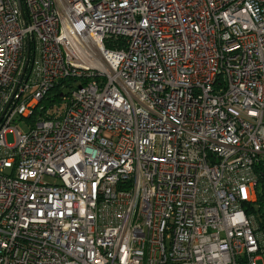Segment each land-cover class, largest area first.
<instances>
[{
  "label": "built area",
  "instance_id": "obj_1",
  "mask_svg": "<svg viewBox=\"0 0 264 264\" xmlns=\"http://www.w3.org/2000/svg\"><path fill=\"white\" fill-rule=\"evenodd\" d=\"M262 170L264 0H0V264H255Z\"/></svg>",
  "mask_w": 264,
  "mask_h": 264
},
{
  "label": "trees",
  "instance_id": "obj_2",
  "mask_svg": "<svg viewBox=\"0 0 264 264\" xmlns=\"http://www.w3.org/2000/svg\"><path fill=\"white\" fill-rule=\"evenodd\" d=\"M106 45H112L110 42H107ZM74 78H66L60 80L58 83L54 85L51 89L53 90V94L49 96H45L39 103V108L36 107L33 114L37 113L39 115H45L52 117L47 113V108L52 107L54 104L62 105L65 101L66 105L68 104L67 96L71 92V89L75 87ZM66 88L67 90H64ZM50 90V91H51ZM43 103L44 106H40ZM33 117V116H32ZM31 117L27 118L30 120ZM256 191V199L252 203L247 204L248 211L255 215L256 221L258 223L259 229L264 234V170L258 172V181L255 187Z\"/></svg>",
  "mask_w": 264,
  "mask_h": 264
},
{
  "label": "rangeland",
  "instance_id": "obj_3",
  "mask_svg": "<svg viewBox=\"0 0 264 264\" xmlns=\"http://www.w3.org/2000/svg\"><path fill=\"white\" fill-rule=\"evenodd\" d=\"M76 81H74L73 84H75ZM64 90H67V89L64 88ZM51 94H53V90H51L49 92L48 96ZM40 106H44V104L41 103ZM65 106H66L65 101L62 103V105L54 104L52 107L47 108V113H49L51 115L60 114L64 111ZM43 116L44 115H39V114L35 113L33 117L42 118ZM30 120L26 119V118H21L18 116L14 118V120L9 124V132L6 133V135H5V140H6L7 144L11 145V144L15 143V134L13 132L14 129L20 130L22 132L27 131L29 126L32 124V122ZM52 181H53V179H52ZM259 245H260V250L253 254V256L256 257L255 264H264V237H262V239L259 240Z\"/></svg>",
  "mask_w": 264,
  "mask_h": 264
},
{
  "label": "water",
  "instance_id": "obj_4",
  "mask_svg": "<svg viewBox=\"0 0 264 264\" xmlns=\"http://www.w3.org/2000/svg\"><path fill=\"white\" fill-rule=\"evenodd\" d=\"M28 56H29V43H28V40H27V43H26V55H25V61H24L23 67H22V71H21L20 78H21L22 74L24 73V70H25V68H26V66H27Z\"/></svg>",
  "mask_w": 264,
  "mask_h": 264
}]
</instances>
